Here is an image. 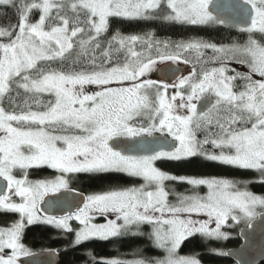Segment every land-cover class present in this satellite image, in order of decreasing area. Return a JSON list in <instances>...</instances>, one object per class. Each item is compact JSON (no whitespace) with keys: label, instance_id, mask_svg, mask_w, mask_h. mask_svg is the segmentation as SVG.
<instances>
[{"label":"snow or ice","instance_id":"obj_1","mask_svg":"<svg viewBox=\"0 0 264 264\" xmlns=\"http://www.w3.org/2000/svg\"><path fill=\"white\" fill-rule=\"evenodd\" d=\"M220 9L214 0H0V179L6 182L0 211L19 216L0 226V264H18L31 254L21 240L25 228L37 223L74 233L73 245L147 236L165 253L123 261L97 260L89 252L94 264H201L196 255L178 254L183 242L196 235L227 239L222 226L229 219L239 223L264 214L257 211L264 210V196L248 190L250 183H264V39L256 38H264V0H239L232 19ZM113 18L227 24L247 39L173 42L119 31L104 39ZM233 61L248 71L231 68ZM164 62L191 63L192 69L188 75L173 72L171 82L147 78ZM154 133L166 142L172 138L170 150L131 155L112 143ZM209 144L218 152L208 151ZM196 156L253 170L258 179L176 176L156 167L158 160ZM45 165L60 175L29 179L30 169ZM110 172L143 183L90 194L62 216L41 208L49 192L68 187V174ZM167 181L206 186L207 192L175 193L173 203ZM97 214L115 219L92 223ZM73 219L81 227L73 229Z\"/></svg>","mask_w":264,"mask_h":264},{"label":"trees","instance_id":"obj_2","mask_svg":"<svg viewBox=\"0 0 264 264\" xmlns=\"http://www.w3.org/2000/svg\"><path fill=\"white\" fill-rule=\"evenodd\" d=\"M36 18H38V14H34L32 17L33 20ZM12 21L15 22L14 16ZM2 22L0 21V23ZM116 31L124 35L152 33L159 40H170L173 42L199 38L205 41L228 44L233 41L243 43L247 39L246 33L228 25H181L159 19L113 18L110 30L104 39H107ZM256 38L264 39L259 35ZM207 54L211 55V50H208ZM186 58L193 60V63L195 62L192 56H187ZM186 65L189 66V71H191L192 64ZM240 66L242 65L238 64V67ZM235 70L243 72L239 69ZM236 83L239 85L243 82L238 80ZM198 137L202 139L203 133H199ZM205 148L208 151L218 152V150L212 149L211 144L206 145ZM157 166L176 176H216L239 180L258 179V174L253 170L238 169L234 166L205 160L200 156L180 161H161L157 163ZM39 172H42V170H39ZM29 177L31 179L43 178L45 174L43 172L40 174L29 172ZM74 183L80 192L90 195L118 187H127L136 184L137 180H133L132 177L123 173L110 172L96 175L80 174L74 180ZM167 189L170 193L171 202L176 201L175 193L188 194L193 191L187 185L175 181H168ZM248 190L264 195V183H250ZM16 217L15 214L9 215L0 211V224L7 225L16 220ZM77 226L73 224V229H77ZM142 230L145 233L148 232L146 226ZM238 231V229H235L233 236L226 241H218L196 235L182 243L180 252L182 255H196L202 264H236L229 260L225 253L228 249L238 247L241 244ZM73 240L74 233L40 223L26 227L22 236V242L28 249L35 253L54 250L60 255L62 264H94L92 256L96 257L97 260L116 258L123 261H132L135 258L151 259L159 258L162 255V252L151 243L147 236L114 237L108 240L92 239L83 242L81 245H73ZM89 252L92 253V256L88 255Z\"/></svg>","mask_w":264,"mask_h":264},{"label":"water","instance_id":"obj_3","mask_svg":"<svg viewBox=\"0 0 264 264\" xmlns=\"http://www.w3.org/2000/svg\"><path fill=\"white\" fill-rule=\"evenodd\" d=\"M238 2L239 0H214L215 4L221 6L220 13L226 19L233 18L232 6ZM186 70L184 66L166 63L158 68L157 74L161 79L171 82L173 72L175 76H180L186 74ZM112 143L128 154L148 155L153 150L161 148L170 150L175 142L169 137H167L166 142L164 135H154L135 138L120 137ZM5 183L0 179V185ZM86 196L85 193L73 189L62 190L58 193L47 194L41 208L46 210L49 215L62 216L69 212H75L78 207H82L83 198ZM238 237L241 244L238 247L228 249L225 256L236 264H264V214L257 215L245 228L241 229ZM18 261L20 264H62L60 255L54 250L37 252L22 257Z\"/></svg>","mask_w":264,"mask_h":264},{"label":"rangeland","instance_id":"obj_4","mask_svg":"<svg viewBox=\"0 0 264 264\" xmlns=\"http://www.w3.org/2000/svg\"><path fill=\"white\" fill-rule=\"evenodd\" d=\"M168 64V63H171V62H164V64ZM164 64H158L157 65V67H156V69L153 71V72H151V73H149L148 74V77L147 78H149V79H152V80H156V78L154 77V75H153V73L157 70V68H159L160 66H162V65H164ZM179 64H182V66H184V67H186V69H187V71L189 70V66L188 65H186V64H184V63H179ZM240 65H242V66H240V67H238V63H236L235 61L234 62H231V65H230V67L231 68H235V69H239L240 71H243V72H247L248 71V68H247V65L246 64H240ZM159 77V76H158ZM160 78V77H159ZM254 78L255 79H259V77L258 76H254ZM90 90H95V88H94V86L90 89ZM171 89L169 90V94H171ZM141 121H137V124L135 125V126H139V123H140ZM146 126V125H145ZM157 162V161H156ZM156 167H158L157 166V163H156ZM159 168V167H158ZM124 174V173H123ZM16 175H20V173L17 171L16 172ZM60 174H58V175H56L55 177H52V178H47V180H54V178H56L57 176H59ZM125 175H127V174H125ZM130 177V176H129ZM211 177H214V176H211ZM216 177V176H215ZM67 179H68V177H66ZM196 178H210V177H204V176H202V177H197L196 176ZM223 178H225V177H223ZM29 179L30 180H38V179H31L30 177H29ZM132 179L133 180H137V183L136 184H132V185H130V186H127V187H131V186H139V185H141L142 183H143V180L142 179H140V178H136V177H132ZM135 182V181H134ZM168 182V181H167ZM167 182L165 183V187H166V190H168L167 189ZM175 182H177V183H182V184H185V185H187L189 188H191L193 191L195 190V191H197V192H199V194L200 195H204L206 192H207V188H206V186H200L198 189H193V186H191L190 184H188L186 181H184V182H181V181H175ZM120 188H126V187H118V188H115V189H120ZM62 189V188H61ZM113 190V189H112ZM192 192H190V193H188V194H191ZM256 194V193H255ZM257 195H261V194H257ZM262 196H264V195H262ZM15 198V197H14ZM13 198V200L14 201H16V202H19V200L18 199H14ZM169 200H170V197H169ZM171 202V201H170ZM175 202V201H174ZM173 202V203H174ZM257 211L258 212H261V211H264V210H261V209H257ZM2 212H5V211H2ZM5 213H7V214H15V213H8V212H5ZM17 217V219L19 218V216H18V214H15ZM257 216H255L254 218H252L250 221H247V220H241L239 223H236V222H233V221H231V219H229V221L225 224V225H223L222 226V231H224V232H226V233H228V238L227 239H229V238H231L232 236H233V231L235 230V229H238L239 231L241 230V229H243V228H245L253 219H255ZM193 218L194 219H207V217L206 216H204V215H199V216H196L195 214L193 215ZM16 219V220H17ZM109 219H115V217H114V215H112V214H108V215H99V214H97V215H95L94 216V218H93V220H92V223H95V224H104V223H107V221L109 220ZM15 221V220H14ZM75 222H77V223H79L78 221H76V220H74ZM13 222V221H12ZM11 223V222H10ZM10 223H8L7 225H2V224H0V226H8ZM69 223H70V225H71V227L72 228H74L73 226H72V220L71 221H69ZM55 227V226H54ZM79 227H81V225L79 224L78 225V228ZM210 227H212V228H214L215 227V224L214 223H212L211 225H210ZM77 228V229H78ZM146 228H147V230H148V232L150 231V226H147L146 225ZM238 231V232H239ZM112 238H114V237H112ZM109 239H111V238H109ZM227 239H219L218 241H226ZM214 240H216V239H214ZM21 242H22V240H21ZM23 243V242H22ZM24 244V243H23ZM25 246V245H24ZM26 247V246H25ZM27 248V247H26ZM28 249V248H27ZM158 249V248H157ZM29 251H30V255H32V254H34L35 252H33L32 250H30V249H28ZM161 252H162V255H161V257H159V258H162L164 255H165V253L163 252V250H161V249H159ZM178 254L179 255H181V256H186V255H182L181 254V252H180V248H179V250H178ZM29 256V255H28ZM22 257H26V256H21V257H19V259L20 258H22ZM135 259H138V258H135ZM135 259H133V260H135ZM19 264V263H18ZM202 264V263H201Z\"/></svg>","mask_w":264,"mask_h":264},{"label":"flooded vegetation","instance_id":"obj_5","mask_svg":"<svg viewBox=\"0 0 264 264\" xmlns=\"http://www.w3.org/2000/svg\"><path fill=\"white\" fill-rule=\"evenodd\" d=\"M238 29V28H237ZM176 65H178V66H182V64H176ZM157 70H158V68H157ZM157 70L153 73V75H154V77L156 78V80H161V78H159L158 77V74H157ZM187 71V70H186ZM190 71L188 70L187 72H186V74H184V75H188V73H189ZM141 123V122H140ZM154 135H164V134H161V133H154L153 134V136ZM143 136H147V135H143ZM137 137H142V136H137ZM122 138H135V137H122ZM169 138H171V137H169ZM172 139V138H171ZM161 161H167V160H158L156 163H158V162H161ZM168 161H171V160H168ZM39 170H42V172L45 174V177H43V178H34V179H47V178H52V177H55L56 175H58V174H60L59 172H57L56 170H54V169H52V168H50L49 166H41V167H39V168H33V169H30L29 170V172H32L33 174H40V173H42V172H39ZM82 174V173H81ZM78 175H80V174H68V187L67 188H62V189H60L59 191H56V192H49L48 194H52V193H58V192H60V191H62V190H66V189H73V190H76V191H79L77 188H76V186H75V183H74V180L75 179H77V177H78ZM55 179V178H54ZM87 196H88V194H86ZM15 196H13V198H14ZM16 199H18L19 200V198L18 197H15ZM14 198V199H15ZM75 219H73L72 220V226H73V224H76V225H79V223H77V222H75L74 221ZM77 228H78V226H77ZM18 263H19V261H18ZM20 264V263H19Z\"/></svg>","mask_w":264,"mask_h":264}]
</instances>
